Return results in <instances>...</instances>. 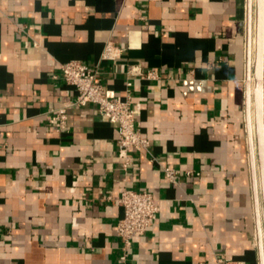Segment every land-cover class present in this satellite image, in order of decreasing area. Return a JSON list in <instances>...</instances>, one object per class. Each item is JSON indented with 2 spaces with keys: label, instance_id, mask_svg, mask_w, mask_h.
I'll return each instance as SVG.
<instances>
[{
  "label": "crops",
  "instance_id": "0c3cea01",
  "mask_svg": "<svg viewBox=\"0 0 264 264\" xmlns=\"http://www.w3.org/2000/svg\"><path fill=\"white\" fill-rule=\"evenodd\" d=\"M247 17L248 0H0V264H260ZM108 41L118 56L103 62ZM73 60L139 108L151 147L128 171L118 127L95 105L71 109L63 133L48 123L76 96L61 69ZM132 66L159 78H129ZM161 166L180 171L177 185ZM124 188L153 194L161 210L125 260ZM259 215L264 239L262 195Z\"/></svg>",
  "mask_w": 264,
  "mask_h": 264
},
{
  "label": "built area",
  "instance_id": "2783aa9c",
  "mask_svg": "<svg viewBox=\"0 0 264 264\" xmlns=\"http://www.w3.org/2000/svg\"><path fill=\"white\" fill-rule=\"evenodd\" d=\"M118 56V47L113 41H108L101 56V61H115ZM64 80L76 89V96L64 102L59 108L49 110L46 117L56 133L68 131L69 111L75 107L95 105L98 112L118 127L117 152L124 171H128L133 164L135 151H148L151 139L140 130L138 117L139 108L134 106L132 94L127 90L125 96L109 97L98 79L100 76L97 67H90L80 61L73 60L61 66ZM127 75L143 77L147 80H156L159 73L143 71L138 67H130ZM131 87V81L127 82ZM151 162L157 163L152 157ZM168 182L173 185L179 183L180 171L161 166ZM187 175L192 172L187 171ZM117 203L123 209V216L116 226L117 235L123 243V259L128 256L135 236L144 235L158 219L160 206L155 196L147 191H135L124 188ZM217 264H246L244 261L225 260L217 258Z\"/></svg>",
  "mask_w": 264,
  "mask_h": 264
},
{
  "label": "water",
  "instance_id": "95a60500",
  "mask_svg": "<svg viewBox=\"0 0 264 264\" xmlns=\"http://www.w3.org/2000/svg\"><path fill=\"white\" fill-rule=\"evenodd\" d=\"M253 5L254 0H248L247 17V124L251 152V165L253 173V184L255 190V201L258 217L259 232V253L260 264H264V239L262 233V221L260 219V195L264 202V0H255L256 12V38H255V56H253ZM261 82V94L259 101L256 100L257 111V146L258 158L261 174V192L259 191L258 175L256 168V157L254 153V136L252 133V80ZM264 147V146H263Z\"/></svg>",
  "mask_w": 264,
  "mask_h": 264
},
{
  "label": "bare ground",
  "instance_id": "6f19581e",
  "mask_svg": "<svg viewBox=\"0 0 264 264\" xmlns=\"http://www.w3.org/2000/svg\"><path fill=\"white\" fill-rule=\"evenodd\" d=\"M261 94V82H257V80H255L254 78V84L252 85V95H253V100H252V124L254 127V134L256 135L257 132V109H256V100L257 102L259 101V97ZM264 145H262V148ZM263 160H264V155H263ZM260 178H261V174H260ZM261 185V182H260Z\"/></svg>",
  "mask_w": 264,
  "mask_h": 264
}]
</instances>
